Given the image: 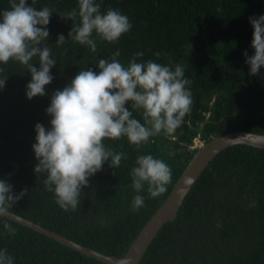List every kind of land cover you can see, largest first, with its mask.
<instances>
[{
  "label": "trees",
  "instance_id": "obj_1",
  "mask_svg": "<svg viewBox=\"0 0 264 264\" xmlns=\"http://www.w3.org/2000/svg\"><path fill=\"white\" fill-rule=\"evenodd\" d=\"M32 5V0H27ZM104 13L119 10L132 28L115 43L95 33L97 49L68 38L75 21L58 13L78 10V0H35L34 7L56 10L46 26L49 37L43 44L51 49L56 65L46 95L29 100L26 85L31 74L19 62L0 64V180L13 192L29 190L12 213L104 255L122 257L148 219L170 193L195 150L192 140L207 142L214 136L237 131L264 134V68L249 74L245 50L251 47L253 28L249 17L264 15V0H96ZM0 0V10L9 8ZM67 41L57 45L58 35ZM117 58L127 65L136 52L137 62L185 69L191 80V111L173 134L161 132L137 150L127 138L105 140L107 147L127 154L118 168L105 162L89 178L75 211H63L55 195L45 189L46 173L37 176L38 163L32 145L35 125L50 128L46 113L51 96L62 90L80 70L96 66L100 59ZM160 53V56H156ZM39 68L38 58L31 61ZM131 110V102L125 105ZM134 118L143 123L142 110ZM151 154L172 169V181L159 197L148 198L147 185L140 193L145 207L130 211L137 194L131 187L130 169L137 156ZM255 202V206L249 207ZM20 210V211H19ZM5 220L17 229L14 236L4 229ZM21 230V231H20ZM7 249L14 264H103L7 218H0V249ZM138 264H264V149L234 145L221 151L198 177L173 221L167 222L151 242Z\"/></svg>",
  "mask_w": 264,
  "mask_h": 264
},
{
  "label": "clouds",
  "instance_id": "obj_2",
  "mask_svg": "<svg viewBox=\"0 0 264 264\" xmlns=\"http://www.w3.org/2000/svg\"><path fill=\"white\" fill-rule=\"evenodd\" d=\"M9 8L0 10V64L19 62L31 74L26 85V97L46 95L45 86L54 77L51 69L56 65L51 49L43 44L49 37L47 25L56 10L41 7L37 10L27 0H9ZM57 14V13H56ZM63 19L75 21L68 38L81 45H87L93 52L97 43L93 33L108 42H117L132 28L129 18L119 10L109 7L101 12L96 0H78V10L57 14ZM253 28L251 47L254 54L247 51L245 63L249 74L258 75L264 68V15L249 17ZM67 39L58 35L56 44L63 45ZM143 52H136L127 65L119 59L117 50L110 59H100L96 68L80 70L62 90H56L46 113L51 117L50 128L35 125V143L32 149L38 163L34 167L37 176L46 173L43 181L45 189L53 192L55 203L65 212L75 211L80 205L82 189L89 185V178L101 171L105 162L118 168L127 154L107 147L105 140L127 138L137 150L147 144L151 137L161 132L173 134L183 124L184 117L191 111L193 96L191 80L185 78L182 65H167L147 60L137 62ZM160 56V53H156ZM38 58L39 68L31 61ZM7 78L0 79V90ZM131 102V110L125 105ZM134 110H142L143 123L134 118ZM196 140L200 146H194ZM209 141V140H208ZM206 142L199 137L192 140L195 153ZM194 153V154H195ZM130 169L131 187L137 193L131 201L130 211L138 212L145 207V197L140 193L147 185L148 198L155 199L167 191L172 181V169L163 160L151 154L139 155ZM29 190L19 194L13 186L0 180V218L12 214L14 205ZM255 206V202L249 207ZM4 229L14 236L17 229L6 220ZM0 264H14V257L7 249H0Z\"/></svg>",
  "mask_w": 264,
  "mask_h": 264
},
{
  "label": "water",
  "instance_id": "obj_3",
  "mask_svg": "<svg viewBox=\"0 0 264 264\" xmlns=\"http://www.w3.org/2000/svg\"><path fill=\"white\" fill-rule=\"evenodd\" d=\"M234 145H247L256 149H264V134L237 131L214 136L207 141L193 155L192 159L173 185L170 193L154 214L148 219L122 257L99 253L96 250L83 246L15 213L9 214L7 219L103 264H138L161 228L167 222L173 221L176 218L183 200L207 165L221 151Z\"/></svg>",
  "mask_w": 264,
  "mask_h": 264
},
{
  "label": "rangeland",
  "instance_id": "obj_4",
  "mask_svg": "<svg viewBox=\"0 0 264 264\" xmlns=\"http://www.w3.org/2000/svg\"><path fill=\"white\" fill-rule=\"evenodd\" d=\"M199 141H200V140H199ZM199 141H198V142H199ZM198 142H197L196 140H194V146H197V147L200 146V144H199Z\"/></svg>",
  "mask_w": 264,
  "mask_h": 264
},
{
  "label": "bare ground",
  "instance_id": "obj_5",
  "mask_svg": "<svg viewBox=\"0 0 264 264\" xmlns=\"http://www.w3.org/2000/svg\"><path fill=\"white\" fill-rule=\"evenodd\" d=\"M213 138V137H212ZM20 211V210H19ZM21 231V230H20Z\"/></svg>",
  "mask_w": 264,
  "mask_h": 264
}]
</instances>
